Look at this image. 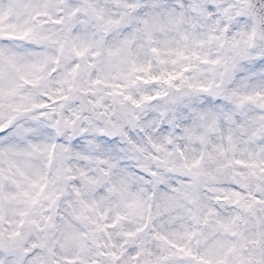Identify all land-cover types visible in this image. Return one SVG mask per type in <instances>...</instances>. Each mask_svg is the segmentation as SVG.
<instances>
[{
    "label": "clouds",
    "instance_id": "clouds-1",
    "mask_svg": "<svg viewBox=\"0 0 264 264\" xmlns=\"http://www.w3.org/2000/svg\"><path fill=\"white\" fill-rule=\"evenodd\" d=\"M0 264H264V0H0Z\"/></svg>",
    "mask_w": 264,
    "mask_h": 264
}]
</instances>
